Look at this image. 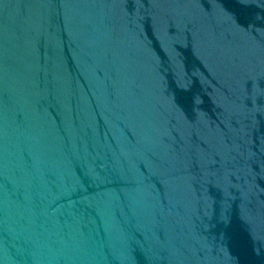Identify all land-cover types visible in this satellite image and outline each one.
Here are the masks:
<instances>
[{
    "label": "water",
    "instance_id": "1",
    "mask_svg": "<svg viewBox=\"0 0 264 264\" xmlns=\"http://www.w3.org/2000/svg\"><path fill=\"white\" fill-rule=\"evenodd\" d=\"M0 264H264V0H0Z\"/></svg>",
    "mask_w": 264,
    "mask_h": 264
}]
</instances>
